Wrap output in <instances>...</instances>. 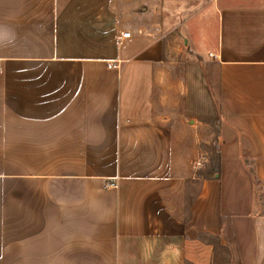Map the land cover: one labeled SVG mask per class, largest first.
Here are the masks:
<instances>
[{
  "label": "crops",
  "instance_id": "obj_1",
  "mask_svg": "<svg viewBox=\"0 0 264 264\" xmlns=\"http://www.w3.org/2000/svg\"><path fill=\"white\" fill-rule=\"evenodd\" d=\"M139 1L0 0V264H216L224 226L234 264H264L262 1L216 0L187 58ZM212 122L218 173L188 177Z\"/></svg>",
  "mask_w": 264,
  "mask_h": 264
},
{
  "label": "rangeland",
  "instance_id": "obj_2",
  "mask_svg": "<svg viewBox=\"0 0 264 264\" xmlns=\"http://www.w3.org/2000/svg\"><path fill=\"white\" fill-rule=\"evenodd\" d=\"M260 3L264 6V0ZM254 0H227V4L250 5L257 3ZM220 2L216 0H140L138 7H145V14L139 13L138 21L141 25L151 26L153 24V34L151 37H159L164 44H169L173 51L188 55L203 52L209 49L214 42L215 36V9ZM147 15V17L145 16ZM153 22V23H151ZM151 29V30H152ZM188 54V55H187ZM176 116V113H171ZM204 128L198 131V135L204 140H198L195 148L187 144L189 140L182 143L181 153L183 155V165L186 175H198L199 178H206L210 175V168L215 162V142L213 141L217 133L216 127ZM199 163V164H197ZM186 192L188 195L195 193L198 189V181H186ZM184 195L173 196L174 213H179L187 217V203L189 197ZM179 208V209H177ZM177 209V210H176ZM214 248H216V264H234V250L230 243L220 246L215 238H210Z\"/></svg>",
  "mask_w": 264,
  "mask_h": 264
},
{
  "label": "trees",
  "instance_id": "obj_3",
  "mask_svg": "<svg viewBox=\"0 0 264 264\" xmlns=\"http://www.w3.org/2000/svg\"><path fill=\"white\" fill-rule=\"evenodd\" d=\"M208 89L210 91V94L212 95V98L214 99V103L216 105H218V97L216 96L215 94V90L214 88L211 86V82H208ZM211 126L213 127H217L219 125L218 122H212V123H209ZM214 142H215V146H214V151H215V162L214 164L212 165V167L210 168V174H216L218 173V163H219V155H218V148H217V144H216V141H215V138H214ZM253 181H254V185H259V182L258 180L255 178V176L253 177ZM224 237L226 238V240H228L230 243L231 240H232V237H231V232L229 230V227L227 226H224Z\"/></svg>",
  "mask_w": 264,
  "mask_h": 264
},
{
  "label": "built area",
  "instance_id": "obj_4",
  "mask_svg": "<svg viewBox=\"0 0 264 264\" xmlns=\"http://www.w3.org/2000/svg\"><path fill=\"white\" fill-rule=\"evenodd\" d=\"M121 37H122V39H129L131 36H130L129 32H124ZM209 56H211V55H209ZM197 164H199V163H197Z\"/></svg>",
  "mask_w": 264,
  "mask_h": 264
}]
</instances>
